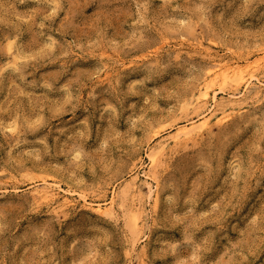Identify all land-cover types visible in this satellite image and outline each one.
Wrapping results in <instances>:
<instances>
[{"label":"rangeland","instance_id":"obj_1","mask_svg":"<svg viewBox=\"0 0 264 264\" xmlns=\"http://www.w3.org/2000/svg\"><path fill=\"white\" fill-rule=\"evenodd\" d=\"M250 76L264 0H0V264H264V86L148 156Z\"/></svg>","mask_w":264,"mask_h":264},{"label":"bare ground","instance_id":"obj_2","mask_svg":"<svg viewBox=\"0 0 264 264\" xmlns=\"http://www.w3.org/2000/svg\"><path fill=\"white\" fill-rule=\"evenodd\" d=\"M223 60V59H222ZM241 64V63H240ZM239 68L238 61L234 62H227V61H217L212 65L211 73H217L214 74V78H216L218 75H224L225 79H235L237 76V71ZM264 82V81H263ZM260 78L256 76H250L244 83L243 90H237L230 93L229 98H227L225 101H219L218 100V94L222 93L221 89L217 92H212V95L209 94L208 86L204 83L201 85L198 89L197 94L195 95V98L193 99V103H202L204 106V110L200 112V115L198 116V123L196 125H193L192 123L189 125H185L181 128H178L174 135L170 136L168 139L160 141L154 151L148 155L149 156V168L154 169L156 162L158 161L159 155L164 151L166 144L169 140L171 141H177L182 137L190 138L195 130H201L208 126L210 121V113L214 114V112L219 111V115L217 116V122H222L226 120L230 116L231 110H237L239 107L236 105V101L244 99L246 97L247 92L251 87H260L264 86ZM264 88V87H263ZM210 90V89H209ZM264 93V90H263ZM210 102L209 107L207 104ZM241 107V106H240ZM208 114V115H207ZM153 173V172H152ZM145 181H148V188L150 191H153L150 184L151 182L156 183V178L151 173L145 174ZM55 188H59L57 185H43L41 189H38L36 191V194L38 198L41 200H44L46 202L51 201L54 199L55 196ZM126 191L136 190L135 187V181L132 179L130 182L126 183L125 185ZM152 193V192H150ZM156 194H154L155 196ZM152 197V195H149V198L152 197L153 203H156V196ZM115 195L107 202L108 206L105 205V203H96L95 210L99 214H108L112 212V210L115 207ZM116 198V197H115ZM84 200V199H83ZM145 202V201H144ZM143 202V203H144ZM139 207L138 204H136L134 201L132 202V210H137ZM132 225L137 226L138 224V217L132 216Z\"/></svg>","mask_w":264,"mask_h":264}]
</instances>
